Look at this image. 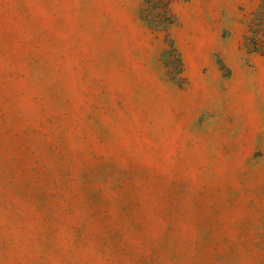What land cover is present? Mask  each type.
<instances>
[{
    "label": "rangeland",
    "instance_id": "obj_1",
    "mask_svg": "<svg viewBox=\"0 0 264 264\" xmlns=\"http://www.w3.org/2000/svg\"><path fill=\"white\" fill-rule=\"evenodd\" d=\"M261 2L0 0V264H264Z\"/></svg>",
    "mask_w": 264,
    "mask_h": 264
},
{
    "label": "trees",
    "instance_id": "obj_2",
    "mask_svg": "<svg viewBox=\"0 0 264 264\" xmlns=\"http://www.w3.org/2000/svg\"><path fill=\"white\" fill-rule=\"evenodd\" d=\"M174 0H143L140 10L141 18L155 30L164 31L168 35L169 27L175 21V15L171 9ZM254 21L244 39V47L249 52L264 55V0L258 10L253 14ZM176 51V50H175ZM178 81H180L177 78Z\"/></svg>",
    "mask_w": 264,
    "mask_h": 264
},
{
    "label": "crops",
    "instance_id": "obj_3",
    "mask_svg": "<svg viewBox=\"0 0 264 264\" xmlns=\"http://www.w3.org/2000/svg\"><path fill=\"white\" fill-rule=\"evenodd\" d=\"M142 2H143V0H142ZM140 17H141V15H140Z\"/></svg>",
    "mask_w": 264,
    "mask_h": 264
}]
</instances>
